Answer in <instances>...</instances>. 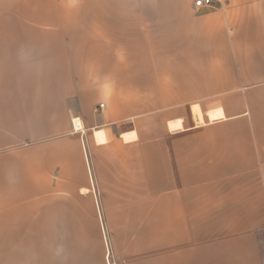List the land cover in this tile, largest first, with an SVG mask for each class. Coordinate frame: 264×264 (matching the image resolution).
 Instances as JSON below:
<instances>
[{
  "label": "crops",
  "instance_id": "crops-1",
  "mask_svg": "<svg viewBox=\"0 0 264 264\" xmlns=\"http://www.w3.org/2000/svg\"><path fill=\"white\" fill-rule=\"evenodd\" d=\"M194 2L0 0V264H264V0Z\"/></svg>",
  "mask_w": 264,
  "mask_h": 264
},
{
  "label": "built area",
  "instance_id": "built-area-1",
  "mask_svg": "<svg viewBox=\"0 0 264 264\" xmlns=\"http://www.w3.org/2000/svg\"><path fill=\"white\" fill-rule=\"evenodd\" d=\"M211 3V0H195L194 5L195 6H203V5H208Z\"/></svg>",
  "mask_w": 264,
  "mask_h": 264
},
{
  "label": "bare ground",
  "instance_id": "bare-ground-1",
  "mask_svg": "<svg viewBox=\"0 0 264 264\" xmlns=\"http://www.w3.org/2000/svg\"><path fill=\"white\" fill-rule=\"evenodd\" d=\"M78 123H79V120H76V125H78ZM75 124V123H74Z\"/></svg>",
  "mask_w": 264,
  "mask_h": 264
}]
</instances>
